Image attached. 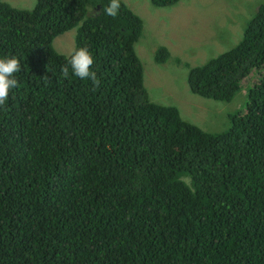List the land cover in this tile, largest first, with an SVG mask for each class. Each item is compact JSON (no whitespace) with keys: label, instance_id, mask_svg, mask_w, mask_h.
<instances>
[{"label":"trees","instance_id":"1","mask_svg":"<svg viewBox=\"0 0 264 264\" xmlns=\"http://www.w3.org/2000/svg\"><path fill=\"white\" fill-rule=\"evenodd\" d=\"M108 2L0 0V56L21 65L0 105V264H264V71L228 128L204 130L149 99L146 20L125 0L107 16ZM75 28L95 82L64 75L73 51L55 40ZM238 43L190 69L194 92L229 101L264 69V4ZM74 119L85 130L58 152Z\"/></svg>","mask_w":264,"mask_h":264},{"label":"rangeland","instance_id":"2","mask_svg":"<svg viewBox=\"0 0 264 264\" xmlns=\"http://www.w3.org/2000/svg\"><path fill=\"white\" fill-rule=\"evenodd\" d=\"M4 1L25 9L36 4V0ZM125 1L146 20L136 49L144 66L145 86L151 99L177 106L186 120L204 130L218 132L228 128L230 114L245 109L248 101L246 89L257 81L260 74L254 71L246 77L243 90L232 100H216L191 91L185 62L192 63V66L202 64L237 44L264 0H180L163 8L154 6L150 0ZM75 35L76 28L58 36L56 48L70 53L75 47ZM159 45H166L171 50L172 57L166 64H157L154 60Z\"/></svg>","mask_w":264,"mask_h":264},{"label":"clouds","instance_id":"3","mask_svg":"<svg viewBox=\"0 0 264 264\" xmlns=\"http://www.w3.org/2000/svg\"><path fill=\"white\" fill-rule=\"evenodd\" d=\"M119 9H120V0H109L107 5L104 6L103 12L107 16L115 17L118 15ZM237 44H239V43H237ZM237 44H235L234 46H236ZM218 45L222 46V43H218ZM160 46L161 45H159L158 47H160ZM234 46H232V47H234ZM158 47H156V49H155L154 60L157 64H166L172 57L171 50L169 49L168 46L164 45V47H166L169 50V53H168L167 57H163L161 55L160 59H158L157 58L159 55V53L157 52ZM231 48H229V49H231ZM229 49H227V50H229ZM227 50H225V51H227ZM219 51H217V52H219ZM225 51H223V52H225ZM223 52H220L217 55H219ZM137 54H138V52H137ZM217 55H215L213 57H216ZM138 56H139V54H138ZM213 57H211V58H213ZM139 58H140V56H139ZM211 58H209V59H211ZM208 60H206L205 62H207ZM205 62H203L202 64H204ZM196 63H198V62H196ZM196 63H194V64H196ZM202 64H199V65H202ZM142 65H143V63H142ZM199 65H195V66H199ZM68 66L69 67H66L63 69L65 76H67L69 74V68H70L71 74L74 75L75 77H78L81 80L89 79V80H92L93 82L96 81V74L94 72V58H93L92 54L90 53V51L86 47H79L72 52L71 56L68 59ZM185 66L189 69V71L192 67H195V66H192V63L190 65L187 62H185ZM20 69H21L20 62L15 55L0 56V105H3L5 103V101L7 100L8 95H9V91L11 89H14L17 87L18 81L15 78V74L17 72H19ZM142 69H143V84L145 86L144 66H142ZM261 71H264V69H257L256 70V72H258L260 74V77H261ZM188 74H189V72H188ZM137 75L132 77L133 82L136 80ZM245 79L242 80V85H241L242 89L240 91L243 90V82ZM188 84H189V82H188ZM253 85H251V86H253ZM189 87L193 93L198 94L192 90L190 84H189ZM147 93H148L149 99L152 102H155L151 99V96H150L148 90H147ZM246 93H247V89H246ZM198 95H200V94H198ZM159 104H161V103H159ZM163 105H169V104H163ZM173 106H175V105H173ZM241 111H243V110H241ZM180 113H181V111H180ZM79 121H81V124ZM79 121H78V119L72 120L68 124L66 129L61 134H59V136L55 139L53 146L55 147V149L58 152H60L59 149H62V147L65 146L68 139L74 137V132L76 130H81V129L85 130V126L82 122V119H79Z\"/></svg>","mask_w":264,"mask_h":264}]
</instances>
